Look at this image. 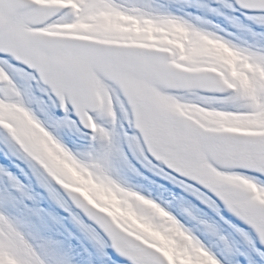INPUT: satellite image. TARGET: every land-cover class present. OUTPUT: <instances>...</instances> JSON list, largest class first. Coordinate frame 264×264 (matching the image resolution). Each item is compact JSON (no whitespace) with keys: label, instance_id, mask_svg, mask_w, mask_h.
Masks as SVG:
<instances>
[{"label":"snow or ice","instance_id":"obj_1","mask_svg":"<svg viewBox=\"0 0 264 264\" xmlns=\"http://www.w3.org/2000/svg\"><path fill=\"white\" fill-rule=\"evenodd\" d=\"M0 264H264V0H0Z\"/></svg>","mask_w":264,"mask_h":264},{"label":"rangeland","instance_id":"obj_2","mask_svg":"<svg viewBox=\"0 0 264 264\" xmlns=\"http://www.w3.org/2000/svg\"><path fill=\"white\" fill-rule=\"evenodd\" d=\"M69 171L72 173V176L76 179H78V181L82 184L85 185L84 187H82L81 189H79L83 194H85L86 196L89 195V193L91 192H96L97 195H99L100 199L104 200L107 203H110L113 207V209L119 213L120 209L117 207V201L115 199L114 196H111L110 194H105L101 191H99L98 189H96L95 185L91 184L90 181H86L84 180L82 177H79V175L71 168H69Z\"/></svg>","mask_w":264,"mask_h":264}]
</instances>
